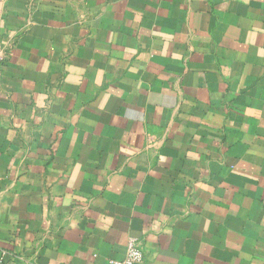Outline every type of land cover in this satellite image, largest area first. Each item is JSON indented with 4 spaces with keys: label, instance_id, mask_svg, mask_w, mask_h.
Returning a JSON list of instances; mask_svg holds the SVG:
<instances>
[{
    "label": "crops",
    "instance_id": "crops-1",
    "mask_svg": "<svg viewBox=\"0 0 264 264\" xmlns=\"http://www.w3.org/2000/svg\"><path fill=\"white\" fill-rule=\"evenodd\" d=\"M0 264H264V0H0Z\"/></svg>",
    "mask_w": 264,
    "mask_h": 264
},
{
    "label": "built area",
    "instance_id": "built-area-1",
    "mask_svg": "<svg viewBox=\"0 0 264 264\" xmlns=\"http://www.w3.org/2000/svg\"><path fill=\"white\" fill-rule=\"evenodd\" d=\"M2 59L3 54L0 51V63ZM143 258L144 254L139 244L135 241H129L124 258L120 260H112L111 264H141Z\"/></svg>",
    "mask_w": 264,
    "mask_h": 264
}]
</instances>
